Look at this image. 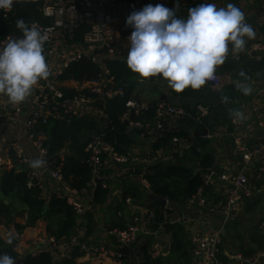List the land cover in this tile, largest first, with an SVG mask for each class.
<instances>
[{"label": "built area", "instance_id": "obj_1", "mask_svg": "<svg viewBox=\"0 0 264 264\" xmlns=\"http://www.w3.org/2000/svg\"><path fill=\"white\" fill-rule=\"evenodd\" d=\"M169 0H46L39 8V12L48 23L33 22L30 26L37 27L42 34L47 36L44 45V55L49 66L50 75L46 80H40L34 86L30 95L20 104L9 102L6 95L0 98V175L8 167L23 170L27 176V187L38 188L42 191L43 198L47 201L50 196H57L71 207L73 213L78 216V222L69 239H56L48 234L30 243V254L36 255L40 251L52 252L51 264H59L70 257L73 249L85 255H101L107 259L127 260L131 264L128 254L132 255L135 264H145L146 259L142 251L143 245H148V240L165 225H181L183 218L175 209L170 207L167 198L165 209L160 214V220L156 219L155 207L152 203L144 207L142 214L130 215L121 228H104L106 234L113 237L118 245L117 250H107L102 246H93L90 237L86 236L84 225L85 214L92 209L94 188L100 185L102 188H110L111 178L105 172L109 163L117 166H126L135 163L126 173L141 172L147 166L157 161L172 159V154L165 156L163 151H157L152 157L134 156L130 158L126 153L117 154L113 146L106 140V105L107 102L126 97V89L114 76L109 74L108 62H122L124 56L131 47L130 40L132 30L124 31L127 17L134 11H139L146 5H165ZM184 2V0H181ZM203 3H213L212 0H201ZM0 10V14L6 18L13 12ZM13 35L0 38V48L7 45L9 40L19 39ZM252 53H255L252 56ZM256 53H261L256 56ZM243 55L251 56L258 62L264 60V43L252 42L243 51L233 53L230 49L226 59L239 63ZM225 59V60H226ZM80 60L88 61L99 71L96 77L87 79H74L71 75H65L69 65ZM65 76V77H64ZM213 90H220L229 80V73L215 72ZM152 77L141 78L138 74V83L148 82ZM208 82V83H209ZM206 83V84H208ZM125 110L120 114V121H125L131 134L133 130L139 131L140 137L149 136L152 139L162 132H176L180 130L184 119H194L201 123V119L211 112L208 105L197 103L191 109H186L181 104H172L164 100H158L153 104H145L135 94L126 98ZM152 109V119L142 118L133 120L132 116H139L143 111ZM257 114L258 132L256 138L251 141L235 139L234 154L241 159V167L238 172H221L214 165L201 173L202 187L198 193L188 199L186 207L204 206V200L199 198L205 189L217 180L229 184L226 193V203L223 205V213L227 214L235 203H242L251 197V184L249 176L243 167L255 163L254 170L257 178L264 174V120L260 117L259 109L253 107ZM89 118L102 121L98 133L91 136L84 147V164L88 168L90 177L86 186L82 189H74L70 186L62 170V159L57 162L43 146V133L41 128L51 120H63L70 122L75 119ZM148 121H151L150 123ZM148 122V123H147ZM230 123L235 129L240 125V120L234 116ZM206 139L212 135L206 128ZM131 131V132H130ZM155 141V140H154ZM178 148H172L181 157L190 146V142L182 138L173 137L171 141ZM159 153V154H158ZM60 157L63 156L60 154ZM43 160V166L34 168V160ZM145 172V170H143ZM48 177L54 186V193L46 192L44 178ZM148 191V190H147ZM109 196V193L108 195ZM133 199L126 197L123 205L131 206ZM159 207V206H158ZM183 207V206H182ZM173 213L175 217L170 218ZM115 215L122 217L119 210ZM26 219V215L24 216ZM260 228L264 229V221ZM19 235L11 233L8 229L0 238L7 241L9 237L18 239L15 250L21 252ZM190 252L204 264H220L221 236L216 234H191L188 236ZM170 247V243H169ZM27 251L22 252V254ZM151 257V256H150ZM264 257V252L255 255H231L230 261L236 264H259ZM79 258V259H80ZM152 258V257H151ZM153 259V258H152Z\"/></svg>", "mask_w": 264, "mask_h": 264}, {"label": "trees", "instance_id": "obj_2", "mask_svg": "<svg viewBox=\"0 0 264 264\" xmlns=\"http://www.w3.org/2000/svg\"><path fill=\"white\" fill-rule=\"evenodd\" d=\"M46 0H21V2L13 4V12L6 18L0 14V38L6 35H13L16 37H22V33L16 28V21L23 19L29 26L33 22L41 24L48 23L47 19L42 16L38 8ZM203 3L201 0H169L164 6L173 9L178 18H186L188 10L192 7H196ZM132 30L131 27L124 25V31L128 32ZM231 49V46H230ZM236 67V63L226 59L225 63L218 66V69H225L233 71ZM109 74L118 79L122 84L126 81L129 82L131 78L135 76V73L127 67V64L120 63L118 61L108 62ZM264 69V62L258 61L247 63L243 66L241 73L245 78L249 77L250 72L254 73ZM71 75L74 79H87L90 77H96L99 74L98 69L91 63L85 60H80L77 63L69 65L66 69L65 75ZM247 74V75H246ZM65 77V76H64ZM236 87L226 86L220 90H213L216 97L219 98L218 103L209 104L210 114L208 117L201 119V123H198L194 119L188 118L181 122L180 130L176 132H162L156 137L153 142L154 153L157 150H162L165 156L172 154V159L165 161H157L146 167L145 172L142 174L137 171L135 175L141 178L143 187L151 192H155L157 195L167 198L170 203L175 205H183L188 199L194 197L199 189L202 187L201 173L208 168L216 164L218 158V148L216 147V141L213 139H206L201 136H194V133H202L203 129L214 127L217 124L228 123L230 117L222 114L220 115L216 111L230 110L234 106V102L237 101ZM201 93V90L199 91ZM175 96L180 99L193 98L196 94L193 89L184 90L177 93L173 91ZM128 97L122 99H112L107 102L106 110L109 115L110 127L106 130V140L113 146V150L117 154L126 153L127 148L133 144V138L129 133V128L125 121H120L119 116L125 110L124 103ZM224 97H227V101H224ZM210 116H212L210 118ZM152 109L143 111L139 116H132L133 120L152 119ZM87 118L75 119L70 122L63 120H51L49 123L41 128L44 136L43 146L47 148L50 155L59 162L62 159V170L65 178L70 186L74 189H82L86 186L90 173L88 168L84 164L85 153L84 144L87 141V134L94 130L95 125L91 122H87ZM94 132V131H93ZM98 132V131H95ZM92 133V132H91ZM90 133V135H91ZM133 133H138V130H133ZM173 137L182 138L190 142V146L185 153L179 157L178 153L172 150V148H178L171 141ZM65 147L70 148L75 152V155H66L63 158L60 157L59 152ZM27 176L23 170H17L14 167L6 168L0 175V194L6 199H10L11 202L7 205L0 204V212L4 213L5 218L10 220V214H13V204L16 202L23 207V211L26 213V219L24 224H15V232L21 234V232L28 227L35 225L39 220L45 218L50 220L59 215H62V220L57 222V230L52 234L56 239H69L73 234L74 228L78 222V219L71 211V208L65 203V201L57 196L50 197L47 201L43 198L42 191L38 188H28ZM134 191V190H133ZM132 190H125L121 193V199L126 197L137 200L136 193ZM109 188H102L100 185H96L93 193L92 209L85 214L84 225L86 226V236L90 237L94 227V216L91 213L95 207H100L105 203ZM153 207H155L156 219L160 220L161 212L158 209V204L152 201ZM22 213V215L24 214ZM100 224V223H99ZM98 226H96L97 228ZM113 227L121 228L122 225L114 224ZM48 229L51 231L50 227ZM108 229V228H107ZM164 229L167 233L171 234L170 250L173 254H180L188 249L187 231L181 225H165ZM13 242L8 244L7 241H3L0 238V255L11 256L15 264H51L50 253L46 251H40L36 255L26 254L19 258V252L15 250L18 245V239L16 236L12 237ZM146 244L142 246V251L145 256V264H163L164 261L161 258L152 259L146 251ZM221 251V249H220ZM220 254V253H219ZM82 253L73 249L70 253V257L59 264H76Z\"/></svg>", "mask_w": 264, "mask_h": 264}, {"label": "crops", "instance_id": "obj_3", "mask_svg": "<svg viewBox=\"0 0 264 264\" xmlns=\"http://www.w3.org/2000/svg\"><path fill=\"white\" fill-rule=\"evenodd\" d=\"M212 1L217 8L227 7V5L231 3L244 13L246 23L251 25L256 33L254 39L247 40L245 48L252 42L264 43V0ZM260 54L261 53H256V56ZM127 56L128 52L125 54L124 60L120 63L126 64ZM252 59L251 56L243 55L241 61L236 63V67L233 71L225 69L219 70L229 73V80L223 87L228 85L234 86L238 94L234 106L230 110H222L221 115L225 113V115L231 119L233 116L232 112L238 110L244 113L245 117L240 120V125L235 129H233L230 121L228 123L220 122L214 127H209V125L206 126V129L209 130L212 135L211 139L216 141V147L218 148L216 165L221 172L235 173L238 172L241 167V159L234 154L233 150L235 139L251 142L256 138L258 132L257 114L253 111V107L259 109L260 117L264 120V69L254 73L250 72L249 77L252 76L250 78H245V76L241 75L243 66L251 62ZM136 76L137 74L135 73V76L131 78L129 82L126 81L123 86L128 96L135 94L145 104H153L158 100H164L172 104H181L189 110L193 105L202 103L201 101L206 95V90L212 89L211 85L205 84L200 89L194 90L196 94L195 97L180 99L173 94L174 90L169 87L168 81L161 76L152 77L145 84L138 83L136 81ZM245 87H250L252 89L250 95L246 96L242 93L241 89ZM148 88L157 95H150L147 91ZM190 89L191 88H187L185 90ZM200 90L201 93H199ZM162 95L164 99H161ZM2 97L3 94H0V98ZM87 122H91L95 125L94 130L91 132L99 131L102 125V121L98 119L88 118ZM148 122L150 123L151 121ZM129 129L134 128L129 127ZM91 132L87 134L86 143L90 138ZM131 136L134 142L127 148V156L130 158L134 156L148 158L155 155V150L152 148L154 139L149 136L140 137L138 133L134 134L133 132ZM157 151L160 153L161 150ZM59 154L62 156H70V154L75 155V152L65 147ZM134 166H136V164L133 162L126 166H117L113 163H109L106 166L105 172L111 178L109 196H107L102 206L95 207L91 212L95 219L93 227L95 229L90 236V242L93 246H102L107 250H117L116 248H118V245L116 240L107 235L105 229L115 228L113 227L114 224L122 225L123 227L125 224V216L129 218L130 215L142 214L144 207L152 203V201L147 199V194L151 192V190H148V192L147 189L143 187L141 178L137 177L135 173L124 174ZM243 168L247 172L249 180L251 177L255 178L258 185L256 186L250 183L251 197L247 198L242 203L233 204L234 206L229 213H223V205L226 203V193L229 184L220 180H217L214 184L205 189L199 196V198L204 200V206L195 205L191 208L189 206L186 207L185 204V206H183L184 210L178 212V215L183 218V224H181V226L187 231V239L191 234L219 233L221 236V251L218 255L220 264H236L230 261L229 256L231 255H255L264 252V229L260 228L261 222L264 221V174L261 178H257L254 172V170H256L255 163ZM128 176L132 177L127 178ZM44 182L47 188L46 192L49 194L54 193V186L51 180L45 177ZM127 189L134 190L133 193L137 195V200L133 199L134 201L131 206L123 205L120 196L121 193ZM10 202V199H3L0 197V204L3 203L7 205V203ZM12 204L14 206L17 203L12 202ZM119 209L123 213L122 217L115 215V212ZM97 210L98 214L95 215ZM25 215L26 213L24 212L21 219L16 220L15 216L11 213L10 220H7L4 213L0 212V236L4 239L6 229L11 231V233H16L15 224L19 223ZM169 216L175 217V214L171 213ZM59 217L61 218L63 216L59 215ZM60 220L62 219H59V221ZM96 226L98 227L96 228ZM57 227L58 224H56L55 230L51 232L49 229L46 230L45 224H42L41 220H39L35 225L25 228L19 235V246L21 247V251H28L33 239L36 240L48 234H53L57 230ZM28 229H34V234L26 238L25 234H27ZM169 243L171 245V234L167 233L165 229L161 227L148 240L146 251L149 256L154 259L161 258V260L164 261L163 264H204L190 252L189 242L188 249L176 255L171 253ZM128 259L131 264H135L132 255L128 254ZM126 262L127 260L117 261L115 259L104 258L101 255H85L75 261L76 264H127ZM259 264H264V257Z\"/></svg>", "mask_w": 264, "mask_h": 264}, {"label": "clouds", "instance_id": "obj_4", "mask_svg": "<svg viewBox=\"0 0 264 264\" xmlns=\"http://www.w3.org/2000/svg\"><path fill=\"white\" fill-rule=\"evenodd\" d=\"M18 2L21 0H0V10H10ZM126 25L133 29L128 38L131 47L127 67L141 78L161 76L177 93L187 88L198 90L214 81L216 68L225 63L230 46L233 53H239L256 35L244 13L231 3L220 8L201 3L190 8L186 18H178L173 9L162 4H149L132 12ZM16 28L22 37L0 48V94L10 103L20 104L40 80L49 77L50 71L44 55L47 36L23 19L16 21ZM241 91L247 96L252 89ZM227 99L224 97L225 102ZM232 115L237 120L245 118L238 110ZM44 163L38 159L31 166L38 168ZM12 242L9 237L7 243ZM0 264L15 261L5 254L0 255Z\"/></svg>", "mask_w": 264, "mask_h": 264}, {"label": "rangeland", "instance_id": "obj_5", "mask_svg": "<svg viewBox=\"0 0 264 264\" xmlns=\"http://www.w3.org/2000/svg\"><path fill=\"white\" fill-rule=\"evenodd\" d=\"M145 83H147V82H145ZM145 83H142V84H145ZM145 86V85H144ZM153 88V87H152ZM148 93L150 94V95H157V94H154V92H152L151 91V89L150 88H148ZM219 98L220 97H216L215 96V94L213 93V90L212 89H210V90H206V95H205V97L203 98V100L201 101L202 102V104H204V105H209V104H211V103H218L219 102ZM217 112L221 115V113H222V110H220V109H218L217 111H216V114H217ZM212 116H210V118H211ZM143 170H146V169H143ZM143 170L141 171V173L143 174L144 172H143ZM133 176V175H132ZM132 176H128L127 178H131ZM128 182H130V183H134V182H132V181H128ZM149 192V191H148ZM0 197L1 198H5V197H3L1 194H0ZM181 206H185V203L183 204V205H181ZM13 215L15 216V218H16V220H19V219H21V216H22V213L24 212L23 211V207L22 206H20L19 204H15L13 207ZM96 214H98V210L96 211V213H95V215ZM170 218H173V216H169ZM127 216H125V221L127 220ZM59 219H62V217L60 218L59 216L58 217H55V218H52V219H50V220H46L45 218H43L42 220H41V222H42V224H45V229L47 230L48 229V227H50V229H51V232H53L54 230H55V228H56V224H57V222L59 221ZM24 222H25V219L22 217V220L19 222V224H24ZM33 234H34V229H28L27 230V234H25V236H26V238L27 237H31V236H33ZM25 238V239H26Z\"/></svg>", "mask_w": 264, "mask_h": 264}, {"label": "water", "instance_id": "obj_6", "mask_svg": "<svg viewBox=\"0 0 264 264\" xmlns=\"http://www.w3.org/2000/svg\"><path fill=\"white\" fill-rule=\"evenodd\" d=\"M255 53H252V56H254ZM208 85H213V83L209 82ZM161 99H164V96L162 95ZM207 134V131L204 130L202 133H194V136H206ZM250 183L253 184V185H258V183L256 182L255 178H250ZM147 199L150 200V201H154L156 202L158 205H159V210L162 211L163 209H165V205H166V201L163 197L157 195L154 191L153 192H149L147 194ZM170 207L172 209H175L177 211H183L184 210V207H181L180 205H175L173 203L170 204Z\"/></svg>", "mask_w": 264, "mask_h": 264}, {"label": "bare ground", "instance_id": "obj_7", "mask_svg": "<svg viewBox=\"0 0 264 264\" xmlns=\"http://www.w3.org/2000/svg\"><path fill=\"white\" fill-rule=\"evenodd\" d=\"M261 61L264 62V60H260V62H261ZM208 107L210 108L209 105H208ZM210 109H211V108H210ZM209 114H210V113H209ZM209 114H208V115H209ZM231 118H232V117H231ZM87 120H88V118H87ZM105 121H106V126H107V128L110 127V120H109V115H108L107 110H106ZM127 126H128V125H127ZM128 128H129V127H128ZM95 133H98V132H95V131L92 132L91 135H90V138H91V136H92L93 134H95ZM43 138H44V136H43ZM90 138H89V140H90ZM44 139H45V138H44ZM89 140H88V141H89ZM87 143H88V142H87ZM87 143H86V144H87ZM83 150H84V149H83ZM84 151H85V150H84ZM215 165H216V164H215ZM50 197H52V196H50ZM48 199H49V198H48ZM69 207H70V206H69ZM70 208H71V207H70ZM71 211H72V209H71ZM72 212H73V211H72ZM74 215H75V214H74ZM75 216H76V215H75ZM77 217H78V216H76V218H77ZM220 246H221V245H220ZM20 251H21V249H20ZM28 251H29V250H28ZM28 251H27V253H25V254H22V251H21L20 254H19V258H20L21 256H23V255L30 254V252H28ZM44 251L49 252V253H50V258H52V255H53V254H52V252H53L52 250H51V251H49V250H44Z\"/></svg>", "mask_w": 264, "mask_h": 264}]
</instances>
